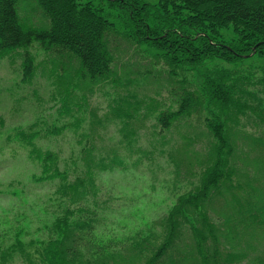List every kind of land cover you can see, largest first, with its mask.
Instances as JSON below:
<instances>
[{
	"label": "trees",
	"instance_id": "16d2710c",
	"mask_svg": "<svg viewBox=\"0 0 264 264\" xmlns=\"http://www.w3.org/2000/svg\"><path fill=\"white\" fill-rule=\"evenodd\" d=\"M122 41L134 46V56L147 49L153 64L164 60L177 68L169 70L168 78L175 74L170 92L176 107H159L162 102L154 97H146L144 104L148 113L157 112L159 132L196 116L199 127L191 136L200 149L185 143L173 155L172 189L186 179L193 184L190 177L196 174L198 184L176 196L155 221L158 230L103 241L94 232L98 190L91 173L107 166L90 159L85 170L77 162L61 168L58 157L34 146V140L43 132L58 135L65 127L53 122L45 129L20 128L18 138L31 145L39 163L38 180H57L55 192L64 201L61 214L50 223L48 240L36 250L40 256L25 264H264V252L259 255L250 244L264 239V155L256 154L264 148V0H0V59L17 58L21 80H29L38 69L28 48L37 42L62 100L73 90L84 96L99 84L127 87L136 82L116 74L113 50ZM248 58H254V69H240ZM216 59L232 67L208 65ZM184 63L192 67V83L185 75L176 77ZM124 69L134 79L154 70L152 65L144 73ZM155 92L157 96L158 87ZM129 97L136 94L128 91L124 101ZM139 108L113 110L125 121L129 143ZM203 134L211 146L206 154H201ZM116 152L112 150L113 168L123 164ZM10 255L0 250V264H7Z\"/></svg>",
	"mask_w": 264,
	"mask_h": 264
},
{
	"label": "rangeland",
	"instance_id": "374dc122",
	"mask_svg": "<svg viewBox=\"0 0 264 264\" xmlns=\"http://www.w3.org/2000/svg\"><path fill=\"white\" fill-rule=\"evenodd\" d=\"M141 1L154 3L156 0ZM110 12L116 13L115 10ZM122 45L113 50L116 74L122 80L129 78L136 82L127 87L99 84L89 93L85 92L84 96L79 90H73L65 100L61 99L57 87L59 82L48 73L47 56L37 42L28 48L35 56L38 69L29 80H21L17 58L5 56L0 59V250L11 253L7 264H25L29 257L40 256V251L37 253L36 250L38 246L41 250L48 240L50 223L61 214L64 206V201L55 192L57 180H38L39 163L30 153L31 145L18 138L16 131L20 128L45 129V124L53 122L65 127L58 135L43 132L34 140V146L58 157L61 168L65 166L63 164L72 167L77 162L79 168L85 170V160L90 159L101 160L107 166L92 169L91 173L94 189L98 190V208L93 214L98 216L99 224L94 232L97 239L103 241L124 240L136 232L158 230L155 221L170 209L176 196L198 184L199 175L196 174L190 177L193 184L186 179L172 189L176 176L171 159L185 143L194 145L192 136H196L197 131L194 130L199 127L196 116L192 114L189 121L182 120L180 125L175 122L169 131L159 132L157 112L148 113L144 104L146 97H154L161 100L159 107H176L170 92L175 74L172 80L168 78L171 76L169 70L176 71L177 68L164 60L153 64L152 51L141 50L134 56V46ZM141 46L140 49L146 47ZM248 59L242 61L240 69L247 70L249 66L254 69V58ZM258 63L261 61L258 60ZM184 64L181 65L184 71L178 70L176 77L185 75L192 83V67ZM212 64L232 67L231 63L221 59L208 62L209 66ZM150 65L154 70L149 76L139 75L134 79L133 75L125 74L126 66L134 70L139 68L144 73ZM156 87L159 90L157 96ZM128 91L136 97H129L125 102ZM144 96L145 100H139ZM137 104L140 108L136 119L131 120L135 134L130 138V144L129 139L124 137L125 121L116 117L113 110ZM257 132L262 133L259 128ZM200 138L205 142L201 154H206L211 148L208 137L203 134ZM84 143L90 146L83 149ZM200 144H195L194 148L200 149ZM114 149L123 164L113 168L111 160L116 158L112 153ZM256 154L264 155V148ZM181 168L183 172L184 167ZM91 208L94 206L91 205ZM250 244L254 245L256 253L263 254L264 239L251 241ZM253 255L254 249L250 252V256Z\"/></svg>",
	"mask_w": 264,
	"mask_h": 264
}]
</instances>
